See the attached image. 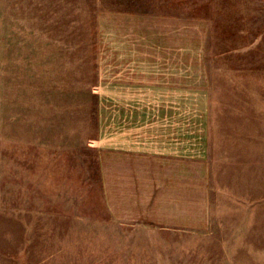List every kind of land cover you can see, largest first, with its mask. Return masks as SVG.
<instances>
[{"label":"rangeland","instance_id":"1","mask_svg":"<svg viewBox=\"0 0 264 264\" xmlns=\"http://www.w3.org/2000/svg\"><path fill=\"white\" fill-rule=\"evenodd\" d=\"M121 12L211 21L199 69L208 77L207 231L107 221L99 89H143L142 70L162 63L147 62L155 51L117 50L108 19ZM117 55L129 69L117 68L119 79ZM192 93L182 103L202 98ZM111 115L110 125L141 117ZM109 232L113 241L101 236ZM119 249L126 264H264V0H0V264H120Z\"/></svg>","mask_w":264,"mask_h":264},{"label":"crops","instance_id":"2","mask_svg":"<svg viewBox=\"0 0 264 264\" xmlns=\"http://www.w3.org/2000/svg\"><path fill=\"white\" fill-rule=\"evenodd\" d=\"M108 20L113 26L110 37L117 50L122 48L125 54L132 49L155 51L153 60L147 62L159 61L166 66L158 63L154 73L142 70L143 89L123 94L119 93L121 86L117 84L99 89L100 125L96 123L99 126L96 148L102 149V158L109 161L99 171L105 175L101 193L107 221L120 227L141 223L171 230L207 231L210 179L205 160L209 126L203 96H207L208 91H202L208 77L199 69L206 66L202 38H208L211 21L129 12L113 13ZM104 60L112 62L109 57ZM123 67H128L124 57H113V69L128 73L129 69ZM108 68L101 70L109 74ZM130 72L139 79L137 69ZM121 76L122 72L113 71V77ZM151 81L173 87H151ZM184 91L202 98L194 97L182 103ZM159 105L160 115L157 121H151L149 113L151 109L156 113ZM186 112L193 118L188 126L182 116ZM140 113L141 117L133 120V114ZM110 114L113 118L118 115L117 118L133 121L124 125L117 119L110 125ZM122 124L126 131L122 130ZM106 127H110V131ZM101 236L113 241V232ZM126 237L132 240L131 236ZM118 252L119 263L126 264V254L120 249ZM110 256L113 257L112 247Z\"/></svg>","mask_w":264,"mask_h":264}]
</instances>
